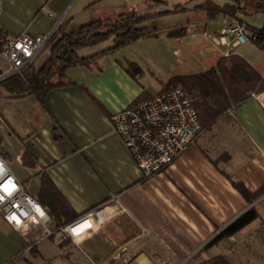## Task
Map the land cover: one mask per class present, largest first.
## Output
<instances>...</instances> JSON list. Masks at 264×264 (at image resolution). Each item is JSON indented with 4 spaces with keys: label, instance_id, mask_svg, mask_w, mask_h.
Returning a JSON list of instances; mask_svg holds the SVG:
<instances>
[{
    "label": "crops",
    "instance_id": "crops-1",
    "mask_svg": "<svg viewBox=\"0 0 264 264\" xmlns=\"http://www.w3.org/2000/svg\"><path fill=\"white\" fill-rule=\"evenodd\" d=\"M197 3L0 0V37L24 30L47 33L55 26L67 29L133 9L148 14L169 10L148 20L150 26L158 27L156 33L107 52L89 66L68 69L66 82L50 87L43 101L33 94L9 97L0 84V134L5 149L0 156L16 178L38 201L43 179H50L69 216L76 219L100 208L104 222L80 246L58 245L57 239L46 237L59 252L43 256L42 239L37 241L40 225L22 232L0 214V264L12 263L28 249L46 260L59 258L73 264H90L92 259L103 264H199L204 260L217 264L212 258L220 254L233 264H264V106L256 97L249 95L232 106L163 171L149 177L112 122L115 111L154 96L172 76L208 70L233 53L243 56L264 77V47L249 41L223 54L207 36L218 34L229 15L209 17ZM42 53L36 65L50 55ZM130 66L140 69L133 74L127 69ZM7 67L0 54V71ZM226 172L251 192L263 188L262 193L251 201ZM253 205L260 212L257 219L211 243ZM50 225L55 228L52 217ZM26 261L33 264L27 257Z\"/></svg>",
    "mask_w": 264,
    "mask_h": 264
},
{
    "label": "trees",
    "instance_id": "trees-1",
    "mask_svg": "<svg viewBox=\"0 0 264 264\" xmlns=\"http://www.w3.org/2000/svg\"><path fill=\"white\" fill-rule=\"evenodd\" d=\"M157 1L164 2V0ZM197 6L205 9L209 17L224 13L241 22H244L240 17L241 12L248 14L264 12V0H232L224 4L205 0ZM177 7L180 8L179 5ZM168 11L162 10L148 14L133 9L120 13L114 20L99 18L61 31H58V28L50 42L51 53L42 64L36 65L34 62L28 64L21 72L0 80V84L8 92L9 97L33 94L43 101L50 87L66 82L68 69L77 65L89 66L96 63L97 59L107 52L122 49L142 37L156 33L158 27L150 26L147 21L159 13ZM250 27L264 30V24L260 28ZM110 39H112L111 44L90 54L80 51L85 47L95 46ZM254 42L264 47V34ZM127 69L134 74L140 67L132 69L130 66ZM176 87H182L185 90L206 130L211 128L218 118L232 106L248 98V90L262 91L264 77L243 56L233 53L221 57L218 63L208 70L172 76L163 83L161 91ZM140 101L138 99L136 102ZM4 154L3 138L0 134V155ZM226 174L234 186L251 201H254L263 191L262 188L251 192L241 180L230 173L226 172ZM41 195L40 203L55 220V232L74 219L73 216H69L68 207L60 201V196L50 179H43ZM259 216L260 212L256 205L251 206L218 232L211 243L239 232ZM51 238L56 240L55 234L51 235ZM34 242L35 240L29 244H34ZM69 242L70 239H66L58 242V245ZM31 249H34V245ZM212 259L217 264H233L224 254L216 255ZM199 264H209V262L204 260Z\"/></svg>",
    "mask_w": 264,
    "mask_h": 264
},
{
    "label": "built area",
    "instance_id": "built-area-1",
    "mask_svg": "<svg viewBox=\"0 0 264 264\" xmlns=\"http://www.w3.org/2000/svg\"><path fill=\"white\" fill-rule=\"evenodd\" d=\"M56 28L41 34L24 30L17 35L1 36L0 54L8 62V67L0 71V80L21 72L33 63L50 43ZM262 34L264 30L252 28L235 17L227 16L221 31L218 34L209 33L207 37L217 49L228 55L238 45L256 41ZM248 93L264 106V90L257 92L250 89ZM111 118L146 177L161 172L205 130L198 111L182 87L162 90L148 99L124 106L115 111ZM0 158V214L15 229L26 232L33 224L40 225L44 237L55 234L59 242L70 239L80 246L104 224L100 216L102 209L95 208L55 232L50 225L51 216L48 211L26 191L11 168ZM115 199L118 200V197ZM26 252L9 264H18ZM90 264L103 262L92 259Z\"/></svg>",
    "mask_w": 264,
    "mask_h": 264
},
{
    "label": "rangeland",
    "instance_id": "rangeland-1",
    "mask_svg": "<svg viewBox=\"0 0 264 264\" xmlns=\"http://www.w3.org/2000/svg\"><path fill=\"white\" fill-rule=\"evenodd\" d=\"M198 2L197 4H199V3H202V2H204L205 0H193V2ZM215 1H218V2H221V3H223V2H225V1H232V0H215ZM241 15H242V17L247 21V22H249L250 24H252V25H256V26H258V27H261V26H263V24H264V12H262V11H259V12H254V13H252V14H248V13H243V12H241L240 13ZM118 15L119 14H117V15H114V16H107V17H103V18H100V19H110V20H114L115 18H117L118 17ZM147 22H149V21H147ZM149 24V23H148ZM61 31V30H64V28H59L58 29V31ZM51 42V41H50ZM112 43V39H110V40H107V41H105V42H102L101 44H99V45H97V46H93L91 49L93 50V48L94 49H99V48H102V47H105V46H107V45H109V44H111ZM91 49H89V48H83V49H81L80 51L82 52V53H89L90 52V50ZM49 52V54L51 53V49H50V43L44 48V50H43V53L44 54H47ZM42 53V54H43ZM167 167V166H166ZM165 167V168H166ZM164 168V169H165ZM163 169V170H164ZM162 170V171H163ZM43 227H40V229H39V231H38V234H39V237H38V239H37V241H39L40 239H42V242H41V244H40V246H41V251H42V253H43V256L45 255V256H53L54 255V253H58L59 252V249H58V247H57V245L50 239V238H46V237H44V235H43ZM72 243H74V242H72L71 240H70V242H69V244H72ZM28 244H29V242H28ZM23 252H25V251H23ZM22 252V253H23ZM26 257H27V259H29L31 262H33V264H73V263H71L70 261H68V260H65L64 259V261H61L59 258L57 259V260H46L45 258H43L42 256H40V255H36V251H29V250H27V252H26V254H25V257H23V258H20L19 259V263L18 264H27V261H26ZM18 257H16L15 259H17ZM102 262V261H101ZM28 264H29V262H28ZM156 264H160V263H156Z\"/></svg>",
    "mask_w": 264,
    "mask_h": 264
},
{
    "label": "bare ground",
    "instance_id": "bare-ground-1",
    "mask_svg": "<svg viewBox=\"0 0 264 264\" xmlns=\"http://www.w3.org/2000/svg\"><path fill=\"white\" fill-rule=\"evenodd\" d=\"M2 164V160H1V158H0V165Z\"/></svg>",
    "mask_w": 264,
    "mask_h": 264
}]
</instances>
